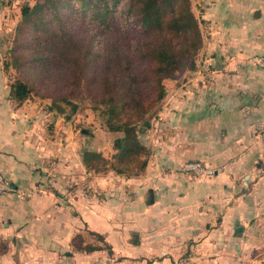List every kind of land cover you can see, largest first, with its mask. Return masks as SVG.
I'll return each mask as SVG.
<instances>
[{
  "label": "crops",
  "instance_id": "1",
  "mask_svg": "<svg viewBox=\"0 0 264 264\" xmlns=\"http://www.w3.org/2000/svg\"><path fill=\"white\" fill-rule=\"evenodd\" d=\"M194 5L207 29L198 65L204 76L186 87L200 95L172 97L167 117L199 120L202 111L204 135L218 136L206 142L204 157L224 166L208 179L207 193L219 200V215L238 216V264H264V141L258 139L264 127V68L251 59L264 55V0H194ZM39 122L33 113L12 111L0 88V173L14 188L0 195V264L78 263L82 253L73 249L72 238L84 223L111 250L129 248L130 236L115 224L111 202L106 208L82 209L78 190L66 189L63 174L71 170L66 167H82V161L72 157L70 162L75 144L68 136L61 135L59 146L56 135L38 127ZM230 135L236 138L227 146ZM233 154L234 160L224 165ZM227 199L233 202L227 204ZM167 234L159 235L161 242L168 241ZM87 254L86 260L98 256L96 251Z\"/></svg>",
  "mask_w": 264,
  "mask_h": 264
},
{
  "label": "rangeland",
  "instance_id": "2",
  "mask_svg": "<svg viewBox=\"0 0 264 264\" xmlns=\"http://www.w3.org/2000/svg\"><path fill=\"white\" fill-rule=\"evenodd\" d=\"M34 1L0 0V88L3 97L10 99L12 111L36 115L37 120L41 121L38 127H43L47 133L51 130V134L56 135L57 145L64 143L61 135L68 136L67 141L75 144L71 148L70 162L72 157L82 161L85 150L104 157L103 160H90L89 163L97 171H88L83 162L82 167L66 165V169L71 167L67 174H63L67 175L66 189L71 193L78 190L83 202L82 209L94 208L92 205L106 208L107 203L111 202L115 224L121 232L125 230L130 236L129 248H117L110 253L104 237L101 240L87 230L84 223L85 228L78 233L82 238H75V245L82 241L84 245L100 249L95 250L98 256L90 260L83 258L89 255L88 252L79 251L82 256L75 264H238V216L219 215V200L206 190L208 179L224 171L223 165L212 164L204 157L206 142L217 140L218 136L204 135L203 119L199 113L202 111H194H198L199 120L189 119L191 117L187 115L175 116L174 119L167 117L173 105L172 97L183 99L186 95L195 98L200 95L198 89L187 88L186 85L204 76L198 67L202 47L196 58V70L176 79L162 80L165 95L161 104L156 106L159 109L150 115L149 127L143 128L138 123L143 129L141 132L138 130V135L145 153L131 162L120 161L115 156L114 141L123 133L110 131L106 126V115L99 108H94L98 97L97 87H91L88 82L79 83V80L76 84L68 68H31L27 64H19L15 59L20 51L16 50L18 41L15 39L21 18L20 7L23 3L32 5ZM191 3L195 15L199 16L200 9L194 8V0ZM200 30L201 33L207 31L202 25ZM29 32L34 33L33 30ZM85 33L82 34L83 41L87 43L91 34ZM129 44L128 39L125 43L127 50L130 49ZM57 70L62 72L59 74ZM17 80L31 87L29 95L22 102L9 97L11 84ZM63 97L67 98L68 103L62 101ZM195 107L201 110L202 105ZM227 112L229 114L230 111ZM235 138L227 136V146H231ZM231 148L226 147L228 150ZM234 156L224 160V165L234 160ZM144 157L146 165L141 170L139 162ZM50 158L57 163L59 161L56 155ZM193 160L221 170L212 175L183 172L184 163ZM118 168L137 171V174H120L116 171ZM232 202L233 199L226 201L227 204ZM163 232H170L166 235V242L160 241L159 235H163ZM176 233L177 242L174 241ZM203 239L209 241L204 242ZM159 243L163 245H157Z\"/></svg>",
  "mask_w": 264,
  "mask_h": 264
},
{
  "label": "trees",
  "instance_id": "3",
  "mask_svg": "<svg viewBox=\"0 0 264 264\" xmlns=\"http://www.w3.org/2000/svg\"><path fill=\"white\" fill-rule=\"evenodd\" d=\"M193 10L191 0H35L32 5L23 3L15 38L16 50L20 51L15 59L31 68H68L76 84L79 80V83L88 82L91 87H97L94 108L106 115L110 131L123 133L114 141L115 156L120 161L131 162L145 153L138 135V130L143 129L138 123L143 128L149 127V117L159 109L156 106L165 95L162 80L176 79L197 68L203 20ZM32 30L34 33L29 32ZM85 32L91 34L87 43L83 41ZM128 39L130 49L127 50ZM60 71L56 72L60 74ZM30 88L17 80L11 84L9 97L22 102ZM62 101L68 103L66 97ZM91 159L97 161L104 157L97 152H83L82 162L87 170L97 171L89 163ZM145 165L144 157L139 162L140 169ZM116 171L137 174L123 168ZM97 236L103 240L101 234ZM75 238L82 237L76 234L72 238L76 251L90 253L100 249L84 245L82 241L75 245ZM108 249L111 253L109 245Z\"/></svg>",
  "mask_w": 264,
  "mask_h": 264
},
{
  "label": "built area",
  "instance_id": "4",
  "mask_svg": "<svg viewBox=\"0 0 264 264\" xmlns=\"http://www.w3.org/2000/svg\"><path fill=\"white\" fill-rule=\"evenodd\" d=\"M252 61L259 67L264 68V55H255L252 57ZM258 139L264 141V129L259 132ZM183 172H193L203 175H212L216 172H219L220 168H213L208 165L202 164L199 161H189L184 163L182 167ZM14 188L12 187L11 182L0 173V195L8 194L12 192ZM31 191L28 190L26 195H29Z\"/></svg>",
  "mask_w": 264,
  "mask_h": 264
}]
</instances>
